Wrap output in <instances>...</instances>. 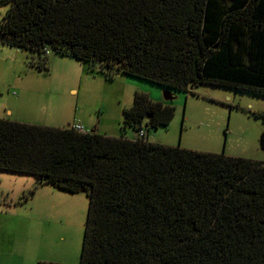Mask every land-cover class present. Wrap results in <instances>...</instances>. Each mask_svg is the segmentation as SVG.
Instances as JSON below:
<instances>
[{
  "label": "trees",
  "instance_id": "obj_1",
  "mask_svg": "<svg viewBox=\"0 0 264 264\" xmlns=\"http://www.w3.org/2000/svg\"><path fill=\"white\" fill-rule=\"evenodd\" d=\"M0 44L86 63L175 96L264 94V0H1ZM174 109L136 95L135 132ZM126 128V127H125ZM0 119V171L89 196L80 264H264V162ZM37 264H58L39 261Z\"/></svg>",
  "mask_w": 264,
  "mask_h": 264
},
{
  "label": "rangeland",
  "instance_id": "obj_2",
  "mask_svg": "<svg viewBox=\"0 0 264 264\" xmlns=\"http://www.w3.org/2000/svg\"><path fill=\"white\" fill-rule=\"evenodd\" d=\"M7 10L0 0V20ZM35 56L0 44V118L13 110L27 124L64 128L78 123L109 137H121L126 127L125 136L133 139L138 133L124 125V110L142 95L174 109L168 125L145 127L150 143L264 162L259 147L263 93L200 85L193 94L178 91L166 101L167 91L151 81L126 75L108 81L86 63L52 52L39 68ZM88 210L85 193L0 171V264H80Z\"/></svg>",
  "mask_w": 264,
  "mask_h": 264
},
{
  "label": "built area",
  "instance_id": "obj_3",
  "mask_svg": "<svg viewBox=\"0 0 264 264\" xmlns=\"http://www.w3.org/2000/svg\"><path fill=\"white\" fill-rule=\"evenodd\" d=\"M72 126V129H74L75 131H77V132H79V133H83V134H87V133H89V129H87V128H85L83 125H81V124H78V123H76V124H73V125H71ZM146 132H144V131H140L139 133H138V136L137 137H135L134 139H146Z\"/></svg>",
  "mask_w": 264,
  "mask_h": 264
},
{
  "label": "crops",
  "instance_id": "obj_4",
  "mask_svg": "<svg viewBox=\"0 0 264 264\" xmlns=\"http://www.w3.org/2000/svg\"><path fill=\"white\" fill-rule=\"evenodd\" d=\"M15 117V120L14 121H17V122H22V123H25V124H27L26 122H23L22 121V119L23 118H25V117H22V116H20L18 113H15V112H13V110H7V112H6V118L4 117V118H0V119H10V118H14ZM17 119V120H16ZM11 120V119H10ZM33 125H35V124H33ZM70 124H67V126L66 127H68ZM66 127H64V128H66ZM146 138H147V136H146ZM263 162V161H262Z\"/></svg>",
  "mask_w": 264,
  "mask_h": 264
},
{
  "label": "water",
  "instance_id": "obj_5",
  "mask_svg": "<svg viewBox=\"0 0 264 264\" xmlns=\"http://www.w3.org/2000/svg\"><path fill=\"white\" fill-rule=\"evenodd\" d=\"M164 98L166 101H171L174 99V96H172L171 93L167 91V92H164ZM259 147H260V150L264 152V134L260 138ZM80 193H85V191L81 190Z\"/></svg>",
  "mask_w": 264,
  "mask_h": 264
}]
</instances>
